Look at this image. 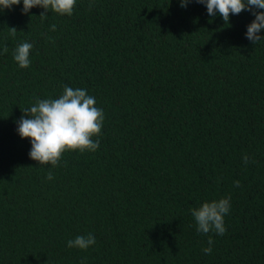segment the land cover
Wrapping results in <instances>:
<instances>
[{
  "label": "trees",
  "instance_id": "1",
  "mask_svg": "<svg viewBox=\"0 0 264 264\" xmlns=\"http://www.w3.org/2000/svg\"><path fill=\"white\" fill-rule=\"evenodd\" d=\"M89 3L45 20L23 0L0 10V264H264V40L246 37L255 17L225 24L196 0ZM23 42L28 68L13 58ZM65 86L103 109L100 147L39 164L17 121ZM227 197L225 234L198 232L191 210ZM89 233L88 249L67 246Z\"/></svg>",
  "mask_w": 264,
  "mask_h": 264
},
{
  "label": "clouds",
  "instance_id": "2",
  "mask_svg": "<svg viewBox=\"0 0 264 264\" xmlns=\"http://www.w3.org/2000/svg\"><path fill=\"white\" fill-rule=\"evenodd\" d=\"M191 0H180L181 7H186ZM197 3L206 5L209 16L215 17L217 12L228 24L230 13L240 14L242 11H250L255 19L247 26L246 37L254 44L264 40L259 35L264 30V0H196ZM21 0H0V10L10 9L13 5H19ZM76 0H23V13L27 14L33 7L39 6L45 10L40 14L42 20L47 19L46 12L51 9L60 15L71 16ZM94 6L90 0L89 8ZM10 35L16 36L17 29L12 27ZM51 30H56V25H51ZM33 44L23 42L19 44L13 53L14 60L20 68H28L31 64L30 51ZM5 46L3 52H7ZM96 105L94 96L88 95L87 89L64 87L63 94L58 99H37L35 103L22 112L24 115L17 121V132L21 138H30L31 150L29 156L39 164L58 165L62 154L66 150H87L95 152L100 147V140L93 139L101 134L105 115ZM243 162L247 165L249 157L243 156ZM254 162V161H253ZM48 180L54 179V174L49 169ZM236 187H240V181H234ZM231 197L204 202L199 207L193 208L192 215L197 224V231L208 234L214 231L223 236L226 232L224 217L228 214ZM96 243L95 236L91 233L78 235L67 241L69 248L86 250ZM214 240L208 239V247L203 251L211 254Z\"/></svg>",
  "mask_w": 264,
  "mask_h": 264
}]
</instances>
